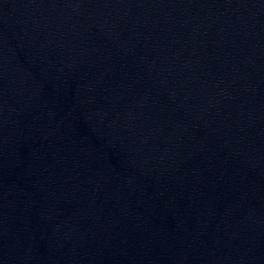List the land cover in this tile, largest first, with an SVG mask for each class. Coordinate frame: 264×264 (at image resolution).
Wrapping results in <instances>:
<instances>
[{
	"label": "water",
	"instance_id": "obj_1",
	"mask_svg": "<svg viewBox=\"0 0 264 264\" xmlns=\"http://www.w3.org/2000/svg\"><path fill=\"white\" fill-rule=\"evenodd\" d=\"M0 264H264V0H0Z\"/></svg>",
	"mask_w": 264,
	"mask_h": 264
}]
</instances>
